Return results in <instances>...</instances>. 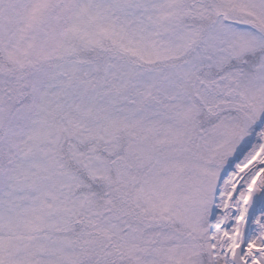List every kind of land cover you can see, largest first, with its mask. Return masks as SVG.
Segmentation results:
<instances>
[{
    "label": "trees",
    "instance_id": "trees-1",
    "mask_svg": "<svg viewBox=\"0 0 264 264\" xmlns=\"http://www.w3.org/2000/svg\"><path fill=\"white\" fill-rule=\"evenodd\" d=\"M32 1L0 0V14L9 5H27L29 2L32 5ZM160 1L90 0L89 6L96 11L101 5H106L112 17L109 20L104 19L106 14L99 17L107 21L110 27L118 26L129 40L138 37L160 52L166 37L160 30L161 23L154 19L151 11L148 13L151 10L149 5ZM67 2L34 0L36 19L20 15L26 25L24 41H31L30 46H36L35 56L32 55L31 59L36 66L32 75L27 65L17 67L12 64L4 52L7 38L0 40V186L4 184L11 193L19 194L21 198L11 196V201L14 199L13 203L19 208L18 214L11 212L6 200L4 213L10 216L7 232L11 237L4 236L7 229H3L5 223H1L0 238L4 248L0 264H88L83 260L92 252L90 249L84 252V247L77 245L79 236L69 226L71 218L68 212L73 215L78 208L87 210L92 206L90 198L96 200L100 196L112 200L123 194L130 197L131 209L137 211L134 215L136 226L130 221L119 227L123 236L132 238L136 245H124L122 239L111 238L120 249L131 246L134 253L141 254L142 259L137 260L140 263L144 261V264H214L212 249L208 244V230L215 186L227 170V148L238 146L236 133L240 111L246 96L250 99L248 78L253 72L264 68V45L243 51L238 57L230 53L221 67L214 63L216 57L213 55L211 67L202 60L199 68L193 69L192 80L202 76L207 85L216 87V94H222V84L230 87L234 93L235 107L218 109L213 113L196 99L191 86L184 89L185 99L177 100L175 104L164 97L156 98L153 92L146 93L148 89H138V79L145 71L161 73L160 70L171 67V57H158L157 61L148 62L140 53L134 54L129 48H117L109 39L103 38L101 25L90 16L83 3H72L71 8L67 9ZM137 5H142L143 10ZM157 8L161 6H156L154 10L157 11ZM13 26L11 35L13 32L17 34L19 28L17 23ZM256 30L264 37L260 26ZM94 34L98 43L92 42L91 35ZM167 42L170 40L167 39ZM177 59L180 62L181 58ZM65 63L70 64L69 74L74 70L70 78L60 68ZM110 68L115 69L112 75L108 72ZM173 68L182 74L179 68ZM24 73L28 77L24 78ZM37 74L45 75L42 82H46L47 89L56 88V93L51 90V94H46L50 102L47 115L50 117L45 118L46 125L57 126L56 132L48 139L49 143L40 136L34 138L33 134L27 133L23 148L16 153L21 163L15 164L17 160L3 139L13 129V119L17 118L19 129L23 131L26 127L21 126L24 121L28 122L30 117L36 116ZM50 76L54 83L48 78ZM233 76H237L238 85L231 84L229 77ZM62 79L65 83H61ZM226 95L233 100L230 93ZM241 97L244 101L237 103ZM171 98V95L167 97ZM260 100L257 95L254 101ZM187 107L191 109V116ZM66 118L69 120L68 129L61 122ZM226 121L229 127L224 125ZM129 123H132L131 127ZM83 125L85 129L80 128ZM90 127H96L92 134L88 132ZM133 128L137 133L131 137L128 132ZM217 129L226 132L224 138L214 134ZM76 132H80L84 140H79ZM157 133L164 137L157 136ZM105 134L114 135V138L107 142ZM211 134L213 138L208 137ZM157 138L163 139L159 142ZM14 141H8L7 145L13 146ZM137 145L142 146L144 152H131L130 149ZM89 159L96 160L103 171L102 175L92 174ZM197 162L200 163L198 166ZM120 163L126 168L123 174L119 169ZM209 169L215 171L210 174ZM123 177L128 181L122 180ZM62 179L67 181L65 185L60 183ZM20 182L24 183L22 193L18 192ZM143 183L151 189L148 197L140 194L143 193ZM116 189L120 193H116ZM1 192L0 199L6 193ZM67 197L69 207L62 211L60 204ZM149 197L159 200L167 210L160 214L153 212L147 204ZM46 205L61 216L51 213L49 217L41 216L42 207ZM185 206L192 213L190 223ZM93 210L100 213L102 207H93ZM172 211L180 212L182 217L177 218L171 214ZM1 216L3 213L0 211ZM52 218L59 227L47 234V238H26L31 228L36 229V219L47 220L49 226ZM14 231L18 235L12 237ZM162 246H166L163 249L165 254L161 253ZM61 247L62 250H56ZM127 251H124L126 255L123 254L122 260H108L106 264H137L138 261L128 256ZM92 258L97 260V264H105L99 259V253L92 255Z\"/></svg>",
    "mask_w": 264,
    "mask_h": 264
},
{
    "label": "rangeland",
    "instance_id": "rangeland-1",
    "mask_svg": "<svg viewBox=\"0 0 264 264\" xmlns=\"http://www.w3.org/2000/svg\"><path fill=\"white\" fill-rule=\"evenodd\" d=\"M33 1L32 5L29 4L30 2L27 5H9V7L5 8L0 14V40L4 41L5 38H7L4 52L7 54L13 65H17V67L18 65L19 67L27 65V70L30 75H32L33 67H36L35 62L31 60L32 55L35 56L36 46H30L31 41H27L28 43L24 41L26 36L24 29L26 25L20 15L23 14L29 18L36 19V15H34L36 7L33 5ZM68 1L70 3L67 2L66 4L67 9L71 8L70 4L72 3H75V5L83 3V6L89 11L90 16L95 20L97 19V22L101 25L103 38L106 40L109 39V42L117 46V48H129L134 54L140 53L139 55L148 62H155L158 57L159 59H165L166 56L168 59V56H170L171 61L169 65L171 67H166V70H160L161 73H159V71H153V73L145 71L143 75L140 76V79H138L139 86L136 85V87L138 89L144 88L143 90L148 89V91L145 90L146 93L153 92L156 98L164 97L166 101L168 100V102H171L172 104L177 103V100H184L185 98L183 94L186 93L184 89L190 88L189 86H191V89L194 90L196 99L207 106L213 113H216L218 109L235 107L237 105L234 104L236 98H233L234 93L230 91V87L222 84V87L220 88L222 94H216V87L211 84L207 85L204 77L201 76L198 78L196 76L195 80H192V77H194V75L191 76L193 69H198L202 60L211 67V64L214 62L212 60L213 55L216 57L214 63L221 67L230 53L233 57H238L243 51L251 50L252 47H261L264 45V37L256 30V28L260 26L261 30L264 32V0H161L159 3H153V5H149L151 10H149L148 13L151 11L155 16L154 19L161 23L162 29L160 30L166 37V42L160 52L149 46V43H143L138 37L129 40V37L126 34L120 32L118 26L110 27L107 21H104L101 16L99 17L100 14H106V17L104 18L105 20H109L110 17H112V15L109 14L110 12L106 10V5H101V10L96 9L95 11L89 6L91 5L90 0ZM21 2L20 4H22ZM137 6L143 10L142 5ZM156 6H161V8H157V11H155L154 8ZM71 11L72 10L67 11V13L69 14ZM100 20H103V22L101 23ZM16 23L19 25V28L16 30L17 34L13 32L11 35L10 33L14 27L13 25ZM127 23L130 22L128 21ZM91 37L93 39L92 42L96 41L98 43V38L95 34L93 36L91 35ZM167 39H169L170 42H167ZM179 57L181 58L180 62L177 59ZM68 66H70V64L65 63L62 64L60 68L66 71V77L70 78L71 74L74 73V70L69 74ZM41 67L44 68L42 65ZM173 67L179 68V70L182 71V74L175 71ZM2 69L4 70L5 68L3 67ZM35 71L37 72L36 68ZM50 71H53V69H50ZM166 71L168 72L164 76ZM21 72L25 71L22 70ZM47 72L49 73V70ZM108 72L112 75L115 73V69L110 68ZM23 76L24 78L28 77L25 73ZM19 77L20 76H18V78ZM44 78L45 75H36V85L39 86V90L36 91L35 95L36 116L34 115L30 117L28 122L27 120L24 121V124L21 125L24 127L26 126L23 131L19 129L17 118L13 119V129H11L10 132L8 131L7 136L3 139L5 146L9 147V152L12 153V156L17 160L15 164L21 163L16 153L24 144V138L26 139L27 133L33 134L32 136L34 138L40 136L49 143L50 141L48 139L56 132L55 129L57 126L46 125L45 123V118L50 117L47 115L49 110L47 105L50 102L46 99V94H51L52 91L56 93V88L50 87L47 89L46 82H42ZM48 78H50L51 83H54V79H51V76ZM229 78L231 84L238 85L237 76ZM57 83L60 84V82ZM61 83H65V80L62 79ZM68 83L70 82L68 81ZM247 88L250 99H247V96L245 101L243 97L237 99V103L244 101L240 115L249 113V106L252 108L253 104H256V107H261L262 111H264V68L257 73L253 72L252 75L249 76ZM209 89H211V91ZM168 93L172 96L171 99H167L169 96L167 95ZM228 93H230L233 100L226 95ZM257 95H259V99L261 100L256 103L254 100ZM189 111H191L190 108H188L187 112ZM189 115L191 116L190 112ZM66 120L67 118L63 119L61 122L63 125L65 124V127L68 129L69 125L67 124L69 123V120H67V122ZM43 124L45 125L44 127ZM63 125L62 127L65 129ZM224 125L227 127L230 126L227 121ZM128 126L131 127L132 123H129ZM80 128L85 129V126H80ZM34 129L36 133H34ZM95 129L96 127H90L88 129L89 134L94 133ZM128 133L133 137L137 131L134 132L133 128L132 131ZM34 134H36V137ZM75 134L78 135L77 138L79 140H84V136L81 135L80 132H76ZM101 134L103 135L104 133L101 132ZM214 134L222 139L225 137L226 132L217 129ZM159 135L162 134H158L157 136ZM251 136V140L246 142L242 147L241 154L237 155L233 164L227 168L226 172L217 182V186H215L213 197L214 207L209 222L210 229L208 230V244L212 249L214 264H233L235 248L231 260L228 259V253L232 250L231 237L233 231L238 227V217L241 215L244 208L243 196L245 195V191L249 188V179L257 173L261 174L264 171V114L260 124L251 132ZM33 137L32 139H34ZM104 137L105 141L109 142L114 138V135L105 134ZM208 137L213 138L214 136L211 134ZM15 138L18 139V141H16ZM157 139L161 142L160 140L163 138ZM10 140H15L13 146L7 145ZM237 149H239L237 145L235 147H228L226 153L228 156H231ZM130 150L133 153L144 152L143 147L140 145H137ZM199 164L197 162L196 165L198 166ZM201 166L202 165L199 167ZM89 168L94 176H100L103 173L94 159H89ZM119 169L122 174L126 170L125 166L121 163L119 164ZM214 171L215 169H209L208 173L211 174V172ZM233 171L235 172L232 174L231 172ZM65 179L61 180L60 183L62 185H65V182H67ZM122 180L128 181V178L123 177ZM19 185L21 186L20 189H18V192L22 193L21 190L24 183L20 182ZM121 187L125 188L124 186ZM142 187L143 193L140 194L144 197H148V193L151 189L144 183L142 184ZM256 187L263 189L264 191L262 185H257ZM0 190L2 191V194L3 192H6L4 195L7 196L5 197L4 195H1V197L4 198L0 199V211L3 213V216L0 217V224L5 223L3 229L7 230L6 232L4 230V236L7 235V237H11L10 234H8L9 232H7L9 227L7 222H10V216H8L7 213H4L7 206L6 200H8V207L12 210L10 211L17 212L18 214L19 208L13 203L14 199L13 202L11 201V196L13 198L16 196V198L18 197L17 199L21 198L18 196L19 194L11 193V190L7 189V187L5 188L4 184L3 187L0 186ZM70 192L71 190L68 191V195ZM251 192L252 189L249 192L248 205ZM116 193H120L119 189H116ZM21 197L24 198V195L22 194ZM89 203H91L92 206L88 207L87 210L78 208L73 215L68 212V217L71 218V220H69V226L72 230H76L77 235L79 236L78 241L76 240L77 245H82L84 247V252H86L87 249H90L92 255L99 253V259L104 261L105 264L108 260H122L126 255L124 253L125 250H128L126 252L127 254L129 253L128 256L131 255L136 261H138L137 259H142L141 254L136 252L135 254L131 246H123V248L120 249L117 243L112 242L114 238L122 239L124 245H131L135 242L132 238L130 239L129 237L123 236L120 230L121 227H119L122 223L129 224L130 221L133 223L134 227L136 226L134 215L137 211L131 209L132 205L130 203V197L123 194L122 197H115L112 200H108L99 196L96 200L95 198H90ZM147 204L149 208L153 209V212H158L157 214L167 210L166 206H162L159 200L152 197H149ZM60 206L63 208L62 211H65L66 208L69 207L68 197L65 202L60 204ZM93 207H102V210L100 213H98L99 210L94 212ZM184 210L188 215L190 223V217L192 216L191 210L186 206L184 207ZM57 212L58 211H52L51 208L46 205L42 207L41 216L49 217L50 213L61 216L60 213L57 214ZM172 212L171 214L176 215L177 218L182 217L180 212ZM246 214L248 215V207ZM2 219H4V221H2ZM46 222L47 220L43 221L42 219H36V224L34 223L36 229L31 228L28 234L29 236L27 235L28 237L26 238H47V234L54 232L55 229L57 230V227H59L53 218L49 220V226L53 225L54 227L50 228ZM73 225L77 226L72 227ZM37 226L41 229H38ZM16 233V231L11 233L12 237L18 235ZM14 247H17L16 244H14ZM165 247L166 246H162L161 248L162 254H165L163 251ZM3 248L4 245L0 238V261L3 259ZM254 249H256L257 252L255 255H252ZM56 250L60 251L62 250V247L57 248ZM172 253L174 254V252ZM173 254L170 255L174 256ZM92 255L85 256L83 261L88 264H97V260L93 259ZM177 257L181 258L180 255ZM244 260L247 264H255L253 263L254 260H256L258 264H264V202L254 214ZM137 264H144V261L142 263L138 261Z\"/></svg>",
    "mask_w": 264,
    "mask_h": 264
},
{
    "label": "water",
    "instance_id": "water-1",
    "mask_svg": "<svg viewBox=\"0 0 264 264\" xmlns=\"http://www.w3.org/2000/svg\"><path fill=\"white\" fill-rule=\"evenodd\" d=\"M254 112L255 113L252 114H244L241 117V124L237 133V138L241 147L244 144H246V142L251 140L252 138L251 131L255 127H257V125L260 124L263 118L264 111H262L261 107L254 106ZM239 152L240 150L237 149L231 155L227 163L229 167L233 164ZM263 201H264L263 189L257 187L253 188L251 195L249 197L248 215L242 227V233L239 239V243L234 251V256H233L234 264H247V262L244 260V254L246 251L248 235L250 233L251 224L254 219V214L257 211V209L262 206Z\"/></svg>",
    "mask_w": 264,
    "mask_h": 264
},
{
    "label": "bare ground",
    "instance_id": "bare-ground-1",
    "mask_svg": "<svg viewBox=\"0 0 264 264\" xmlns=\"http://www.w3.org/2000/svg\"><path fill=\"white\" fill-rule=\"evenodd\" d=\"M245 145V144H244ZM239 154H241V146L239 147ZM236 171V170H235ZM231 172L232 174L235 172ZM249 188L248 190L245 191V195L243 196V201H244V208L243 211L241 213V215L238 217V227L236 228V230L233 231V235L231 237V244H232V250H230V252L228 253V259L231 260L232 254H233V250L235 248V246L237 245L238 241H239V236H240V232H241V226L243 224V221L245 220L246 216H247V207H248V196H249V192L251 189H253L254 187H256L257 185H262L264 187V171L261 174H256L255 176L251 177L249 179ZM256 249L253 250L252 255H255L256 253ZM255 264H258L256 260H254Z\"/></svg>",
    "mask_w": 264,
    "mask_h": 264
}]
</instances>
